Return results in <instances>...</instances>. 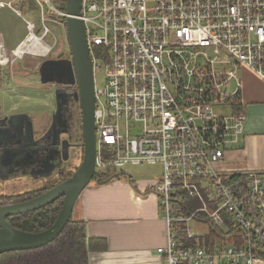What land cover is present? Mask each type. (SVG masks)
Masks as SVG:
<instances>
[{
    "label": "built area",
    "instance_id": "built-area-1",
    "mask_svg": "<svg viewBox=\"0 0 264 264\" xmlns=\"http://www.w3.org/2000/svg\"><path fill=\"white\" fill-rule=\"evenodd\" d=\"M53 1L34 0L40 35L23 19L24 37L8 48L0 32V72L53 48L43 40L45 13L64 26L67 16ZM3 7L20 14L10 1L0 0ZM80 17L104 75L94 82L95 170L103 180L126 166L161 165L149 183L166 222L157 253L167 264L264 260V172L217 167L244 134L239 69L264 80V0H82ZM181 190L201 206L188 209ZM199 214L221 237L210 247H185L208 233Z\"/></svg>",
    "mask_w": 264,
    "mask_h": 264
},
{
    "label": "crops",
    "instance_id": "crops-1",
    "mask_svg": "<svg viewBox=\"0 0 264 264\" xmlns=\"http://www.w3.org/2000/svg\"><path fill=\"white\" fill-rule=\"evenodd\" d=\"M238 73L244 134L217 167L227 173L264 172V80L247 68ZM18 113L22 112L9 113L0 107V116ZM149 183L132 179L124 170L117 178L93 181L83 189L75 215L86 222L89 237L107 243L106 250L90 251L89 264H167L156 251L166 244V222ZM200 232L207 233V228ZM254 264H264V260Z\"/></svg>",
    "mask_w": 264,
    "mask_h": 264
},
{
    "label": "water",
    "instance_id": "water-1",
    "mask_svg": "<svg viewBox=\"0 0 264 264\" xmlns=\"http://www.w3.org/2000/svg\"><path fill=\"white\" fill-rule=\"evenodd\" d=\"M81 1L65 0V27L70 59L60 81L77 87L75 99L81 112V158L77 167L64 180L24 201L0 205V253L10 250L34 249L51 243L70 220L83 189L93 180L105 182L95 170V98L93 64L85 25L81 19ZM60 56V55H58ZM59 60L48 63L57 64ZM52 124H55L53 119ZM37 132V131H36ZM34 132L32 120L25 113L0 117V165L5 170L25 166L34 168L43 151L42 135ZM10 168V169H9ZM61 198L60 211L47 228L29 232L12 226L7 218L24 215Z\"/></svg>",
    "mask_w": 264,
    "mask_h": 264
},
{
    "label": "flooded vegetation",
    "instance_id": "flooded-vegetation-1",
    "mask_svg": "<svg viewBox=\"0 0 264 264\" xmlns=\"http://www.w3.org/2000/svg\"><path fill=\"white\" fill-rule=\"evenodd\" d=\"M53 50L51 48L43 56H24L20 59L25 61L21 72L23 80L25 81L29 75L33 74L38 86L47 92L49 97V108L40 115L28 111L22 112L32 120L34 132L37 131L38 135L39 131L42 135L40 142L43 145V151L37 165L33 169L19 166L5 171L0 165V183L2 184L6 183V180H18L25 175L29 176V179L39 181L38 189L28 191L35 193L34 196L71 175L81 158V112L79 102L75 99L77 87L74 84H65L60 81L62 71L67 67L66 61L70 59L69 47L67 51L53 52ZM52 60L59 61L57 64L48 63ZM92 64L94 84L96 70L93 62ZM53 119L54 125L52 124ZM9 203L15 202L0 200V205Z\"/></svg>",
    "mask_w": 264,
    "mask_h": 264
},
{
    "label": "rangeland",
    "instance_id": "rangeland-1",
    "mask_svg": "<svg viewBox=\"0 0 264 264\" xmlns=\"http://www.w3.org/2000/svg\"><path fill=\"white\" fill-rule=\"evenodd\" d=\"M10 1L15 6L20 14L15 13L8 7H3L0 10V32L5 42V46H15L25 35L26 28L23 19L35 23L36 34L42 33L41 13L36 7L34 0H4ZM62 0H55L52 5L58 9L64 8ZM45 25L50 32L43 40L53 46V52L59 50L67 51L68 44L66 41V28L63 23L55 19L49 18L48 13H45ZM61 19V18H59ZM25 61L18 60L9 68L0 72V107L3 111L14 112H32L40 115L49 108L48 94L38 86L36 77L29 75L25 81L21 76ZM3 73V74H2ZM104 75L96 73L95 80L99 84L103 81ZM233 85V83H230ZM10 115V114H9ZM127 174H130L132 179H140L143 181H153L160 176L161 165H144V166H126L124 168ZM93 180L89 182H93ZM40 182L29 179V176H23L18 180H9L6 184L0 183V194H19L23 192L33 191L38 189ZM191 227L194 230L202 231L206 229L205 224L191 222Z\"/></svg>",
    "mask_w": 264,
    "mask_h": 264
},
{
    "label": "trees",
    "instance_id": "trees-1",
    "mask_svg": "<svg viewBox=\"0 0 264 264\" xmlns=\"http://www.w3.org/2000/svg\"><path fill=\"white\" fill-rule=\"evenodd\" d=\"M65 2V0H62ZM96 54L103 57L102 49L96 48ZM2 81H0L1 88ZM240 107H238V110ZM241 110V109H240ZM122 174V173H121ZM108 178H111L108 175ZM116 178L118 175H115ZM107 178V179H108ZM64 179V178H63ZM106 180V179H103ZM183 195V201L188 209H194L201 206L199 199H189ZM35 194V193H34ZM32 192H25L11 195H0V200L5 202H18L34 196ZM61 198L43 206L37 210L28 212L24 215L10 216L8 222L21 230L29 232L41 231L54 221L56 214L60 211ZM73 209L70 220L64 226L60 234L51 243L47 245L23 250H10L0 253V264H89V253L92 250H106L107 243L103 239L91 238L87 234L86 222L77 218ZM199 218L208 223V233L199 237L198 240L192 239L182 243L185 247L212 246L214 238L221 237V231L217 229L212 222L208 220L205 214H199Z\"/></svg>",
    "mask_w": 264,
    "mask_h": 264
}]
</instances>
